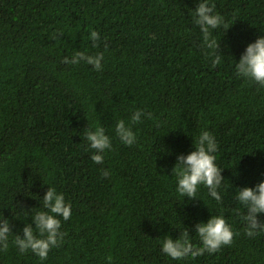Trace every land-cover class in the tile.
I'll list each match as a JSON object with an SVG mask.
<instances>
[{"label":"trees","instance_id":"16d2710c","mask_svg":"<svg viewBox=\"0 0 264 264\" xmlns=\"http://www.w3.org/2000/svg\"><path fill=\"white\" fill-rule=\"evenodd\" d=\"M201 2L0 0V223L13 229L0 264H264V231L246 235L247 208L236 199L264 181V87L236 70L264 35V0H208L223 19L210 29L218 50L194 22ZM77 51L103 52L102 69L63 62ZM137 110L145 115L131 125L136 142L125 145L116 123ZM97 126L112 143L102 164L83 139ZM203 131L218 144L220 202L204 185L194 200L177 192L173 168ZM49 186L71 217H61L64 238L40 260L13 240L46 211ZM212 215L231 225V245L195 259L163 253L165 238L185 230L202 246L195 226Z\"/></svg>","mask_w":264,"mask_h":264},{"label":"clouds","instance_id":"9594fccd","mask_svg":"<svg viewBox=\"0 0 264 264\" xmlns=\"http://www.w3.org/2000/svg\"><path fill=\"white\" fill-rule=\"evenodd\" d=\"M215 4L204 0L198 4L194 13V22L199 26L203 34V43L207 48L220 49V44L214 38H211L210 29L218 28L222 23V17L214 13ZM63 33L55 34L59 38ZM90 38L94 42V47H99L96 43L100 41V34L93 30ZM107 48V43H105ZM103 52L95 55L87 54L83 51H77L69 58L65 57L63 62L68 64H86L94 66L99 71L102 69ZM219 63V56L213 60V65ZM237 73L244 78L256 82L264 87V35L259 36L255 42L247 45L239 62L236 64ZM145 115L143 110H137L126 125L124 120L116 123V135L125 145H133L136 142L133 124L141 122V117ZM151 118V113H147ZM91 149H94L91 159L102 164L104 161L103 153L111 149L112 143L110 137L106 134L104 127L97 126L93 131L88 127L85 136ZM195 150L187 155H179L177 163L173 168V174L178 180L177 192L180 196L194 200L197 197V191L200 185L208 189V194L217 202L222 200L218 191L221 187L224 176L222 169L215 163V153L218 150V144L215 137L208 131H203L197 139L194 140ZM109 172L104 170L102 176L107 177ZM236 199L247 208V214L244 220L247 222L246 235L253 237L258 232L264 231V221L258 219L259 213H264V181L256 184L255 187L246 186L239 188ZM43 207L41 210L33 213L35 227L32 223L26 224L23 228L24 235H16L13 243L18 246L21 253L31 250L40 260H46L50 250L59 246L65 233L61 231V217L67 221L71 217V205L65 201L63 193H58L54 187L49 186L46 195L43 197ZM35 229V232H34ZM12 226L7 219L0 223V245L3 251H7L9 233L12 232ZM196 234L199 237L202 246H195L191 240L188 230H185L177 238L166 237L162 243L164 254L174 260H181L187 257L195 259L205 252L212 254L218 252L222 246L231 245L234 238V231L223 215L211 216L207 222H199L195 226ZM38 233V234H37Z\"/></svg>","mask_w":264,"mask_h":264}]
</instances>
